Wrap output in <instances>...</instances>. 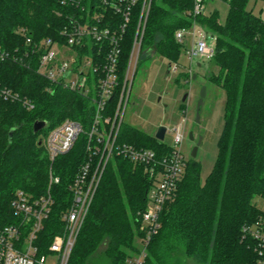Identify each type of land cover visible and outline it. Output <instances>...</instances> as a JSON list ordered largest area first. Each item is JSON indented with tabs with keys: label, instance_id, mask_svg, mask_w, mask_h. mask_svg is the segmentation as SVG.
I'll list each match as a JSON object with an SVG mask.
<instances>
[{
	"label": "trees",
	"instance_id": "16d2710c",
	"mask_svg": "<svg viewBox=\"0 0 264 264\" xmlns=\"http://www.w3.org/2000/svg\"><path fill=\"white\" fill-rule=\"evenodd\" d=\"M116 1L103 4V0H89L90 8L98 6L96 10L104 14L101 26L113 28L122 22V15L110 7ZM142 1L132 6L120 40V84ZM223 1L228 4L223 23L216 10L190 14L194 0L150 1L139 58L158 53L176 62L181 44L174 38L175 31L193 23L200 25L216 36L215 52L209 61L219 71L208 72L207 79L223 88L225 102L224 126L212 170L201 183L199 162L192 157L186 161L174 197L160 213V228L146 247L143 264H177L179 255L200 264H255L257 259L253 238L243 227L264 219V211L253 202L255 196L264 199V0ZM257 3L261 7L255 13L252 6ZM87 5L86 1L77 6L61 4V0H0V39L5 48L16 50L17 56L23 58L17 62L0 61V82L34 104L28 110L19 102L0 98L1 217L10 215L9 204L17 189L34 195L45 191L50 161L43 140L49 130L67 118L78 120L87 129L92 120L93 103L77 92L51 85L37 72L38 59L32 51L42 38L64 42L60 30L70 25L72 18H84ZM17 28L26 30L30 44L26 36L16 32ZM76 49L80 54L86 51ZM98 49L105 51L106 42L102 46L93 44L90 52ZM26 51L28 56H24ZM115 105L116 98L112 96L106 112L110 113ZM38 120L46 121V125L34 132L33 124ZM85 141L86 136L81 134L70 151L53 162L60 183L53 189L55 204L49 224L54 221L58 226L60 211L70 201L66 186L86 158ZM118 141L152 149L158 157L171 148L128 124H122ZM151 185L152 177L143 165L114 156L105 166L68 264H89L100 246H104V264H127L126 259L139 250L137 217L146 206ZM55 231L49 229L47 233Z\"/></svg>",
	"mask_w": 264,
	"mask_h": 264
},
{
	"label": "built area",
	"instance_id": "2783aa9c",
	"mask_svg": "<svg viewBox=\"0 0 264 264\" xmlns=\"http://www.w3.org/2000/svg\"><path fill=\"white\" fill-rule=\"evenodd\" d=\"M83 1L88 3L84 11L85 17L79 15L72 18L70 25H65L59 32L64 42L54 41L49 37L42 38L33 45L32 51L38 59L37 72L51 85L77 92L93 103L92 120L88 128L84 129L78 120L67 118L50 129L44 137L43 145L50 161L47 186L45 191L38 195L22 189L14 192L9 204L10 215L0 216V264H68L105 166L114 156L143 165L152 177L146 206L138 212L137 217L141 231L137 237L139 250L126 259L127 264H143L146 247L160 228L159 216L163 206L174 197L184 172L186 160L180 149L183 121L170 129L166 128L173 138L170 151L162 157H158L152 149L118 141L151 0L142 1L132 49L121 84L117 72L119 44L129 22L131 8L137 0H117L110 3L111 9L122 15V22L113 28L100 25L104 14L96 10L98 6L90 8L89 0H61V4L78 6ZM203 1L194 0L190 14H203ZM102 3L107 4V0ZM17 33L26 36V30L23 28H19ZM174 38L182 45L190 63L201 64V59L209 60L215 52L216 36L206 32L196 23L189 28L177 29ZM104 42L107 46L105 51L98 49L94 53L90 52L93 44L100 43L102 46ZM26 43H31L27 36ZM76 47L86 51L80 54ZM16 52L5 48L0 39V61H21L23 58L17 56ZM24 56H28L27 51ZM176 67L174 62L171 68ZM191 70L189 67L188 71ZM112 96L116 98V105L108 113L106 106ZM0 98L19 102L28 110L34 107L28 97L1 82ZM81 134L86 136V158L66 186L70 201L60 211V225L58 223L57 226L54 221L49 224L55 204L53 189L60 183L53 162L70 151ZM48 228L56 231L49 234ZM243 231L253 238L257 254L255 264H264V219L260 218L251 225L244 226Z\"/></svg>",
	"mask_w": 264,
	"mask_h": 264
},
{
	"label": "rangeland",
	"instance_id": "374dc122",
	"mask_svg": "<svg viewBox=\"0 0 264 264\" xmlns=\"http://www.w3.org/2000/svg\"><path fill=\"white\" fill-rule=\"evenodd\" d=\"M203 7L205 14L216 10L218 20L221 23L225 21L228 11V4L225 1L204 0ZM252 7L254 12L258 13L261 4L257 3ZM200 62L199 66L196 62L190 63L182 45L178 60L175 62L176 69H169L171 62L162 54L154 53L146 58L138 57L122 122L155 136L160 125L170 129L183 121L181 152L187 161L191 157L192 148L197 145L196 155L192 158L200 164V181L204 183L217 157L218 140L224 126L225 91L207 79L208 72L218 73V66L207 59H201ZM173 64L174 62L171 63ZM189 67L192 69L191 73L188 71ZM71 78L73 79L74 76L72 75ZM202 87L206 90L203 104L197 112ZM189 133H192L193 139L189 138ZM172 138V133L166 131L162 141L170 146ZM253 202L264 211V199L255 196ZM136 243L138 244L137 238ZM103 248L104 246H100L97 253L89 260V264L105 263ZM177 264L200 263L179 255Z\"/></svg>",
	"mask_w": 264,
	"mask_h": 264
},
{
	"label": "water",
	"instance_id": "95a60500",
	"mask_svg": "<svg viewBox=\"0 0 264 264\" xmlns=\"http://www.w3.org/2000/svg\"><path fill=\"white\" fill-rule=\"evenodd\" d=\"M198 66L200 65V63L197 64ZM171 68V63H169V69ZM195 77V75H193V78ZM205 87H202L201 89V92H200V95H199V100H198V103H197V112L199 111L201 105L203 104V97L205 95ZM46 125V121L44 120H38V121H35L34 124H33V131L34 132H37L41 129H43ZM165 131H166V127L164 125H160L158 128H157V131L155 133V138H157L159 141H162L163 138H164V135H165ZM11 133L12 131L10 132V136H11ZM189 138L190 139H193V136H192V133H189ZM42 141L39 140L38 143L40 144ZM197 144H199V141L197 142ZM196 150H197V145L194 146L191 150V157H195L196 155Z\"/></svg>",
	"mask_w": 264,
	"mask_h": 264
}]
</instances>
